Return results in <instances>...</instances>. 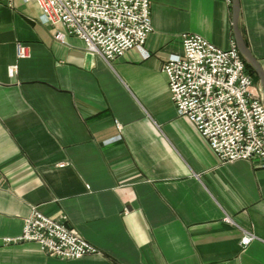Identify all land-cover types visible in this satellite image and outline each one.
<instances>
[{
  "label": "crops",
  "instance_id": "1",
  "mask_svg": "<svg viewBox=\"0 0 264 264\" xmlns=\"http://www.w3.org/2000/svg\"><path fill=\"white\" fill-rule=\"evenodd\" d=\"M149 1L143 47L107 64L77 36L56 40L62 28L42 21L36 2L0 0V264H264V167L222 162L177 113L162 70L185 32L235 44L231 2ZM238 2L241 36L264 71V0ZM33 206L98 252L61 259L5 242ZM241 228L257 239L241 247Z\"/></svg>",
  "mask_w": 264,
  "mask_h": 264
},
{
  "label": "built area",
  "instance_id": "2",
  "mask_svg": "<svg viewBox=\"0 0 264 264\" xmlns=\"http://www.w3.org/2000/svg\"><path fill=\"white\" fill-rule=\"evenodd\" d=\"M34 1L41 20L59 25L54 38L79 37L87 53L107 64L131 48H142L152 30L149 0H23ZM230 3L231 0H222ZM183 52L170 55L163 64L171 100L179 115L193 123L222 162L256 160L264 167V105L262 94L251 91L253 72L233 43L220 49L200 35H182ZM17 58L27 55L24 44L15 45ZM16 65L9 67L14 74ZM261 89V87H259ZM226 221L231 219L225 216ZM22 232L5 242H35L61 259L98 252L74 229L42 214L35 206L24 218ZM241 247L257 239L242 229Z\"/></svg>",
  "mask_w": 264,
  "mask_h": 264
},
{
  "label": "water",
  "instance_id": "3",
  "mask_svg": "<svg viewBox=\"0 0 264 264\" xmlns=\"http://www.w3.org/2000/svg\"><path fill=\"white\" fill-rule=\"evenodd\" d=\"M231 8H232V27L234 33L235 46L238 52L241 54L245 62L252 68V70L257 75L259 80V84L262 91V101L264 105V71L262 70L260 64L256 60V58L251 54L247 45L243 41L241 36L239 26H238V12H239V2L238 0H231Z\"/></svg>",
  "mask_w": 264,
  "mask_h": 264
},
{
  "label": "trees",
  "instance_id": "4",
  "mask_svg": "<svg viewBox=\"0 0 264 264\" xmlns=\"http://www.w3.org/2000/svg\"><path fill=\"white\" fill-rule=\"evenodd\" d=\"M246 67L250 72H253L252 68L246 63Z\"/></svg>",
  "mask_w": 264,
  "mask_h": 264
}]
</instances>
